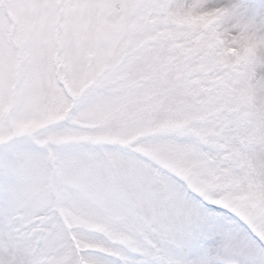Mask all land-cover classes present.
<instances>
[{"label":"snow or ice","instance_id":"6c2138e0","mask_svg":"<svg viewBox=\"0 0 264 264\" xmlns=\"http://www.w3.org/2000/svg\"><path fill=\"white\" fill-rule=\"evenodd\" d=\"M0 264H264V0H0Z\"/></svg>","mask_w":264,"mask_h":264}]
</instances>
